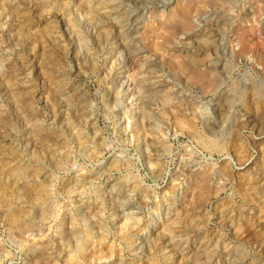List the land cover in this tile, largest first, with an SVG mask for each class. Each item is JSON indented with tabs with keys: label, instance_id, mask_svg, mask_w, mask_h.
<instances>
[{
	"label": "rangeland",
	"instance_id": "374dc122",
	"mask_svg": "<svg viewBox=\"0 0 264 264\" xmlns=\"http://www.w3.org/2000/svg\"><path fill=\"white\" fill-rule=\"evenodd\" d=\"M182 2L0 0V264H180L230 203L248 143L222 155L172 101L250 33L230 0Z\"/></svg>",
	"mask_w": 264,
	"mask_h": 264
},
{
	"label": "clouds",
	"instance_id": "9594fccd",
	"mask_svg": "<svg viewBox=\"0 0 264 264\" xmlns=\"http://www.w3.org/2000/svg\"><path fill=\"white\" fill-rule=\"evenodd\" d=\"M31 3L37 9L72 13V0ZM225 6L232 23L247 25V41L242 47L233 44L231 52L227 45L221 47L215 59H209L216 71L178 85L172 104L178 117L202 124L221 138L222 155L231 150L238 135L248 143L249 153L235 161L227 157L232 170L231 181H225L232 186L230 203L183 247L180 264H264V0H230ZM191 7L177 0L174 12ZM59 22L63 24L62 16ZM65 36L74 45L70 28ZM234 61L244 68L243 77L239 73L234 77Z\"/></svg>",
	"mask_w": 264,
	"mask_h": 264
},
{
	"label": "bare ground",
	"instance_id": "6f19581e",
	"mask_svg": "<svg viewBox=\"0 0 264 264\" xmlns=\"http://www.w3.org/2000/svg\"><path fill=\"white\" fill-rule=\"evenodd\" d=\"M177 224V223H176ZM183 232V231H182ZM149 237V236H148ZM149 239V238H148Z\"/></svg>",
	"mask_w": 264,
	"mask_h": 264
}]
</instances>
